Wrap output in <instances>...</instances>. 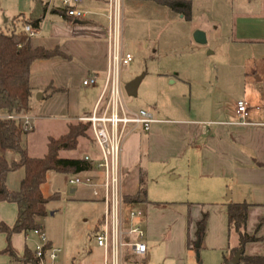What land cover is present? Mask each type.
Returning a JSON list of instances; mask_svg holds the SVG:
<instances>
[{"label":"crops","instance_id":"1","mask_svg":"<svg viewBox=\"0 0 264 264\" xmlns=\"http://www.w3.org/2000/svg\"><path fill=\"white\" fill-rule=\"evenodd\" d=\"M42 1L47 4V9L30 37V45L32 48L58 49L68 58L54 56L32 62L29 78L32 98L27 114L32 121L47 117L64 121L65 133L72 118L91 112L103 87L108 44L107 21L100 13L107 11V0H80L77 6L92 13L82 21L61 14L58 0ZM13 2L17 9L10 12L18 11L12 19L32 10L30 0ZM2 5L0 0V30L9 20L4 17L8 8ZM242 26V43L257 52L256 60L244 68L246 77L241 86V97L237 99L246 101L248 106L244 121L236 114L237 101H232L229 107L218 102L213 106L211 99L206 97L201 98L200 103L197 100V104L189 106L186 112L169 116L158 113L153 116L155 121L148 133L129 135L122 144L123 196L138 191L140 172H144L146 183L149 174H167L168 181L165 197L148 196L145 186L143 201L125 202L127 207L135 206L143 212L140 223L145 232L147 251L144 258H134L126 250L124 264L133 260L142 264H191V248L199 237V230L202 231L199 249L205 253L199 257V262L208 264L207 254L214 251L216 264H225L224 257L229 258L232 249L238 245L237 235L228 229V202L248 204L246 232L258 238L244 245L243 254L264 256V0L257 13L249 11L243 17ZM91 74L98 76L96 84L82 85V80ZM208 82L205 87L217 89L219 84L229 83V77H216L214 83ZM205 87H200L197 81L196 90ZM43 136L46 144L49 136L57 137L46 132ZM8 153L5 151L2 155L7 157ZM93 170L94 167L88 172ZM8 177L9 174L6 186L17 189V185H8ZM127 179L133 181L130 188L124 187ZM16 217V204L0 201V223L12 226ZM203 218L204 224L199 227ZM46 240V246L59 248L53 239L46 236ZM38 242L39 237L32 231L12 233L9 239L0 232V264L11 263V256L5 251L7 245L16 256H22L26 247L34 250ZM100 249L102 262L92 255L91 245H84L80 257L74 253L61 257L60 250L54 261L46 254L45 262L104 264V250Z\"/></svg>","mask_w":264,"mask_h":264},{"label":"rangeland","instance_id":"2","mask_svg":"<svg viewBox=\"0 0 264 264\" xmlns=\"http://www.w3.org/2000/svg\"><path fill=\"white\" fill-rule=\"evenodd\" d=\"M13 1L1 0L2 6L8 8L4 17H9L2 27L3 31L13 28L11 17L18 11L10 12L17 9L13 7ZM191 2V18L186 20L182 14L158 3L157 0H122L121 46L124 52L132 56V60L121 68L122 98L128 109L143 108L152 116H158V113L169 116L186 112L189 106L194 107L197 104V100L200 103L201 98L208 97L213 106L218 102L221 106L229 107L232 101L241 97V86L246 77L244 68L253 59L256 60L254 57L257 53L241 41L240 37L244 32L242 19L249 11L257 13L261 9L262 0ZM106 12L105 10L100 14L107 21ZM20 25V22H15L16 27ZM197 29L206 34L204 44L193 39V32ZM226 76L229 77V83H221L216 86L217 89L205 87L208 81L214 83L216 77ZM137 77H141L137 92L129 96L124 85ZM197 81L200 87L205 88L196 90ZM47 118L33 120L35 127L26 135L27 151L29 148V155L33 157H40L46 152L43 136L45 132L58 136L66 128L64 121ZM5 151L9 152L6 154L9 160L18 159L14 151L0 145V155ZM85 155L98 158L100 156L99 148L91 140L89 131L85 137L79 138L76 148L61 150L59 153V156L69 158H82ZM93 171L80 174L101 178L100 169L95 167ZM20 174L23 176L21 168L10 172L8 185H17V188L19 177H22ZM75 176L53 170L47 172L41 191L45 197L52 198L44 204L46 214L40 219L42 231L56 242L61 250V257H68L72 253L80 257L84 245H91L92 255L102 262V250L95 243L93 228L104 211V204L91 195V187L69 184L68 179ZM167 182V174L147 175L145 186L148 196L165 197ZM132 185V180L124 181L125 188ZM71 188L76 191L71 192ZM81 195L85 197L81 198ZM201 226L200 224L199 227ZM202 255L205 256V253H201L194 242L190 253L191 264H201L198 259ZM206 263L216 264L214 251L208 252ZM13 264L25 263L15 260ZM44 264H49L45 262V258Z\"/></svg>","mask_w":264,"mask_h":264},{"label":"trees","instance_id":"3","mask_svg":"<svg viewBox=\"0 0 264 264\" xmlns=\"http://www.w3.org/2000/svg\"><path fill=\"white\" fill-rule=\"evenodd\" d=\"M32 10L29 14H20L13 18V28L9 31L0 30V112L3 115H15L29 112L32 89L29 84L30 65L37 59H48L54 56L68 58L58 49L46 50L42 47L32 48L30 35L24 31V26L29 25L35 31L46 12L47 4L42 0H31ZM176 13H180L186 20L191 18V0H157ZM60 13L68 18L65 10ZM15 22H20L19 27ZM53 89L52 91H56ZM89 125L83 122H69L65 133L47 139L46 153L41 157H32L27 152L26 135L31 129H25L22 122L17 119L0 117V145L5 149L14 151L17 160H9L0 155V201L13 202L17 206V217L12 226L0 223V232L7 238L12 233H28L34 229H41L40 219L46 214L44 204L52 197L42 194L41 186L46 182V174L53 170L63 174H79L91 169V165L84 158L61 157V150L76 148L79 138L85 137ZM23 170V176L17 189L6 186L7 175L17 169ZM145 198V174L140 172L139 189L133 195L123 196L126 203H136ZM248 204L245 202L227 204L228 229L238 238V245L232 249L229 258L224 257V263L231 259L235 252L244 247L247 242L256 241L258 238L246 232ZM204 224V218L200 222ZM199 238L202 231L198 232ZM46 248H49L46 246ZM5 251L11 256V263L19 261L25 264H41L34 250L26 247L22 256H16L9 245ZM239 264H264V256H245L242 254Z\"/></svg>","mask_w":264,"mask_h":264},{"label":"built area","instance_id":"4","mask_svg":"<svg viewBox=\"0 0 264 264\" xmlns=\"http://www.w3.org/2000/svg\"><path fill=\"white\" fill-rule=\"evenodd\" d=\"M59 7L65 10L67 16L75 20H86L92 13L78 7L80 0H58ZM107 44L108 66L103 77L101 93L90 113L76 116L70 121L83 122L89 125L91 140L97 145L100 156L93 159L85 155L91 169L94 167L102 171L101 178L81 176L75 174L69 178L71 185H85L91 187L93 197L104 204L95 230V243L104 250V264H124L125 251L129 250L132 257L144 258L146 255L145 232L140 223L143 212L134 207H127L121 190L120 153L124 140L132 134L148 133L155 121L152 114L140 108L130 110L122 98L121 68L132 60L128 52L121 46V5L122 0H107ZM24 31L30 36L34 30L29 25ZM98 76L91 74L82 80V85L93 86ZM247 103L244 100L236 102V114L242 121L247 116ZM0 117L17 119L25 129H32V117L26 112ZM39 237L34 247L36 257L44 263L47 254L54 261L60 251L59 248H46V236L41 229L32 230ZM129 264H142L137 260Z\"/></svg>","mask_w":264,"mask_h":264},{"label":"water","instance_id":"5","mask_svg":"<svg viewBox=\"0 0 264 264\" xmlns=\"http://www.w3.org/2000/svg\"><path fill=\"white\" fill-rule=\"evenodd\" d=\"M192 36L194 41L197 43L204 44L206 42V34L204 31L200 29L195 30ZM140 80L141 77H137L125 83L124 90L127 95L133 96L136 94ZM199 240L200 238L198 237L195 241V247H199ZM242 254H243V247L238 249L233 255V257L228 261H226L225 264H239Z\"/></svg>","mask_w":264,"mask_h":264}]
</instances>
